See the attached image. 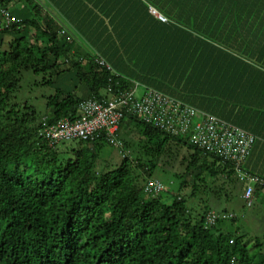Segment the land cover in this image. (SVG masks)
Wrapping results in <instances>:
<instances>
[{
	"label": "trees",
	"instance_id": "1",
	"mask_svg": "<svg viewBox=\"0 0 264 264\" xmlns=\"http://www.w3.org/2000/svg\"><path fill=\"white\" fill-rule=\"evenodd\" d=\"M19 3L27 15L1 31L16 37L0 53V264H264V234L250 245L228 209L246 188L232 163L131 114L118 140L132 123L143 140L104 172L100 151L114 145L105 137L71 141L62 155L40 135L44 120L81 117L79 84L87 99L109 100L108 88L116 96L138 83L253 134L241 169L264 180L251 165L255 156L264 165V0H56L83 48L36 0L5 6ZM25 71L49 74L44 84L55 87L44 117L13 104ZM165 169L178 171L177 195L146 193ZM263 198L257 187L251 208ZM190 199L204 204L199 212ZM212 211L231 217L208 225Z\"/></svg>",
	"mask_w": 264,
	"mask_h": 264
},
{
	"label": "built area",
	"instance_id": "2",
	"mask_svg": "<svg viewBox=\"0 0 264 264\" xmlns=\"http://www.w3.org/2000/svg\"><path fill=\"white\" fill-rule=\"evenodd\" d=\"M9 1L12 0H0V31L21 23V19L5 6ZM150 11L160 21L167 22L153 8ZM59 34L69 35L64 28ZM93 60L99 66L112 70L97 53ZM108 90L111 93V88ZM79 111L81 117L76 120L62 119L54 124H48L44 120L40 130L41 137L51 147L64 142L93 141L102 136L109 143L117 144L120 123L126 114H131L145 124L175 136L185 137L192 146L232 163L240 180L245 182L243 200L248 208L255 203L256 188L264 190V180L241 169L251 153L255 136L179 99L136 83L132 90L120 92L109 100L85 99L80 103ZM145 192L157 195L166 192V187L161 181L151 179L145 186ZM230 217L231 215H220L212 211L206 221L209 225L214 224L218 218Z\"/></svg>",
	"mask_w": 264,
	"mask_h": 264
},
{
	"label": "rangeland",
	"instance_id": "3",
	"mask_svg": "<svg viewBox=\"0 0 264 264\" xmlns=\"http://www.w3.org/2000/svg\"><path fill=\"white\" fill-rule=\"evenodd\" d=\"M27 8H24L18 11L16 14L18 16H26ZM28 10V9H27ZM15 35H11L8 33H4L0 31V53L4 52L8 49L9 44L15 38ZM30 41L34 40L32 34H29ZM43 41V40H42ZM49 78V74L46 75H34L31 71H25L21 76V88L16 94V98L13 101V104L17 106L23 107L25 103L35 108L38 113L39 118L44 117L48 114V98L55 93V87L48 86L44 84V79ZM71 84L69 85V87ZM128 127L124 126L118 143L114 145L106 144L100 151L99 161L96 164L97 172H104L107 170H111L116 168L124 156L129 157L130 159L133 157L134 150L139 146V144L143 140V135L140 128L135 124H127ZM73 142H64V144L58 145V149L61 151L72 145ZM65 145V146H64ZM69 149V148H67ZM63 155V151L61 152ZM176 170L173 169H165L163 171L158 170L153 179L161 181L166 187V194H176L179 187L180 181L176 178ZM192 191L190 188L186 190L182 195V197H189ZM174 195V196H176ZM200 199H190L189 206L193 210H198L199 205L204 204L200 202ZM229 212L236 214L237 217H242L237 220L236 227L240 229L241 232L247 234L248 241H250V245L253 244L254 236H259L264 234V227H261L264 217L262 216V211L259 214H253L254 209L247 208L244 206V202L242 200L241 191L235 195H233L232 201L229 204ZM198 210L197 212H199Z\"/></svg>",
	"mask_w": 264,
	"mask_h": 264
},
{
	"label": "crops",
	"instance_id": "4",
	"mask_svg": "<svg viewBox=\"0 0 264 264\" xmlns=\"http://www.w3.org/2000/svg\"><path fill=\"white\" fill-rule=\"evenodd\" d=\"M36 2H38L39 4H41V6L44 9V13L46 15H48L49 19L55 20V21H57L61 25V28L59 29V32L61 31L62 28L68 30V34H69L68 37L70 38L69 41H71V42L74 41L75 43L77 42L78 45L81 44L80 38H78V36H76V33L72 29V27L70 26V24L68 22H66L60 16V14L56 11V9L53 8L52 5L57 6L56 5V0H36ZM14 7H16V5ZM18 7H19L18 9H15L14 8V9H12V10L10 9V10L12 11V13L14 15H16L17 17L22 18V16H18L16 14L18 11H20L22 9V7H23L22 3H19ZM80 46L83 48V44L80 45ZM75 91H76L77 95L81 96L82 98H84V99H87L88 98V93H87L86 87L83 84H79L77 86V88L75 89ZM107 92H108V95H109L108 99H112L113 98V95L108 91V89H107ZM105 93H106V91H105ZM251 165L254 166L255 168L259 169V170H260V167H263L262 169L264 171V165L260 164V160H259V157L258 156H255L254 157V159L252 160ZM241 193L243 195V191H241ZM262 202L264 203V198H263ZM263 207H264V205L263 206L262 205L261 206L257 205V207L254 209L253 214L254 213L255 214H259L260 211H262V216L264 217V208ZM262 224L263 225H261V227H264V219H263Z\"/></svg>",
	"mask_w": 264,
	"mask_h": 264
}]
</instances>
